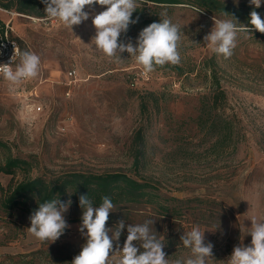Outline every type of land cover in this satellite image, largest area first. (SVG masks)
<instances>
[{
	"label": "rangeland",
	"instance_id": "obj_1",
	"mask_svg": "<svg viewBox=\"0 0 264 264\" xmlns=\"http://www.w3.org/2000/svg\"><path fill=\"white\" fill-rule=\"evenodd\" d=\"M223 1L251 4L250 0ZM148 6L149 14H156L159 21L163 18L160 13L166 12L167 18L181 26V62L156 66L144 75L140 74L142 66L128 53L121 54L125 60L117 61L90 44L95 35L92 17L105 6H85L89 19L72 30L58 20L47 19L45 7L40 15L0 11V18L11 19L22 49L40 55L42 71L14 90L1 79L0 141L13 155L28 159L31 176L114 170L133 174L130 144L141 127L145 157L140 173L157 183V193L173 198L168 203L180 210L178 215L162 218L171 244L163 249L166 258H187L190 251L180 237L199 225L202 231L207 229L205 243L214 245L208 264H226L241 239L245 246L251 244V235L241 233V224L250 228L253 216L264 220V40L252 32H242L233 55L224 59L203 40L213 27L214 15L187 4ZM260 7L264 11V0ZM137 37L120 40L126 43L131 39L135 45ZM212 55L217 61L213 70L226 92L220 111L233 121L240 137L235 151L225 155L208 151L211 140L194 123L200 97L211 92L209 71L203 62ZM175 66L184 73L179 76L173 72ZM70 68L76 70V81L67 88L65 75ZM67 89L69 95L65 94ZM151 92L154 95L147 94ZM142 97L148 102L145 113L139 108ZM33 103L41 105V110L32 111L29 104ZM21 177L17 172L14 180ZM9 179L0 173L3 185ZM194 196L206 202L182 201ZM64 217L70 227L54 243L41 242L27 229H17L0 219V264H54L49 257L40 261L31 253L55 245L72 247L73 257L74 247L80 253L86 243L79 231L82 222L70 220L75 217L72 206ZM122 219L156 221L146 211Z\"/></svg>",
	"mask_w": 264,
	"mask_h": 264
},
{
	"label": "clouds",
	"instance_id": "obj_2",
	"mask_svg": "<svg viewBox=\"0 0 264 264\" xmlns=\"http://www.w3.org/2000/svg\"><path fill=\"white\" fill-rule=\"evenodd\" d=\"M42 2L47 19L58 20L71 30L74 25L89 19L90 13L84 11L85 6H105L104 11L92 17L95 35L90 44L94 46V50L110 59L123 61L125 59L121 58V54L126 52L142 66L145 74L155 71L156 66L178 65L181 62V26L167 18L166 12L160 13L163 17L160 22H153L139 32L134 45L131 39L125 43L120 37L122 33L128 32L130 25L139 20V17L132 19L133 13L137 11V0ZM250 3L255 8L261 6V0H250ZM212 19L213 27L203 37L204 43L213 53L229 59L237 46L239 34L249 33L251 29L239 24L233 17L218 19L214 16ZM250 25L256 31L264 33V19L255 10L250 13ZM40 65V55L31 50L21 51L14 45L10 62L0 64V76L8 82L10 89L14 90L24 81L36 78ZM71 203V199L63 202L57 198L39 204L38 209L29 217L31 226L27 228L28 233L41 242L54 243L70 227L64 213L69 210ZM79 205L83 209L79 231L86 238V243L71 264H208V261L213 259L214 245L211 242L205 243L204 233L207 229L202 231L199 225L193 226L180 237L182 245L189 249L190 255L170 261L163 250L165 243L153 228L154 219H146L139 224H128L127 237L121 248L119 240L125 229V221L121 219L114 227H106L110 212L115 211L112 200L105 196L102 203L94 207L88 195H80ZM250 220L251 227L246 228L242 223L240 231L242 234L251 235V244L245 246L241 239V243L233 248L226 264H264V220H258L255 216Z\"/></svg>",
	"mask_w": 264,
	"mask_h": 264
},
{
	"label": "trees",
	"instance_id": "obj_3",
	"mask_svg": "<svg viewBox=\"0 0 264 264\" xmlns=\"http://www.w3.org/2000/svg\"><path fill=\"white\" fill-rule=\"evenodd\" d=\"M137 2L139 5L137 11L133 13L132 19L139 17V20L136 24L130 25L128 32L122 33L120 39H128L139 34L151 23L160 22L156 14L153 16L149 14L148 4L150 3L154 8L187 4L211 15L220 16L222 19L233 17L239 24L251 29L250 32L253 35H259L264 40V33L256 31L250 25V13L255 10L264 19V11L261 7L255 8L252 4L234 5L223 0H137ZM43 7L45 5L42 0H0L1 9L27 15H40ZM216 62L214 55L206 58L203 62L205 69L209 71L208 81L211 92L209 95L200 97L194 123L207 140H211L207 147L208 151L216 155H225L235 151L240 137L233 121L220 111L226 101V92L219 84L213 70ZM172 70L179 76L184 73V70L179 66L173 67ZM147 94L154 95L152 92ZM157 102V99L154 98L155 105ZM139 108L142 113L148 110V102L143 97L140 100ZM130 149L133 174L114 170L99 173L69 171L51 176H31V164L28 159L13 155L7 144L0 141V150L3 151L2 157L0 156V173L10 176L6 185L0 182V219L13 223L17 229L25 230L31 226L29 217L34 210L38 209L39 204L59 198L63 202L71 199L70 206L74 210L75 217L70 220L74 223L82 222L83 209L79 205L80 195H88L94 207H98L102 203V198L108 196L115 205V211L110 212L106 227L112 228L122 218L131 219L146 211L156 219L153 228L162 238L166 247H169L171 244L169 243L167 223L162 218L178 215L180 210L177 206H171L168 203L169 200H174L173 198H162L157 193V183L140 173L145 157V141L141 127L134 132ZM17 172H21L22 177L19 180H14ZM182 201L198 204L206 202L205 199L198 196L187 197ZM143 222L125 221V229L122 231L119 244L126 240L128 224ZM66 248L64 245L39 248L33 251L31 256H35L34 258L40 261L49 257L54 264H71L75 255L79 254V249L74 247L73 257L72 247Z\"/></svg>",
	"mask_w": 264,
	"mask_h": 264
},
{
	"label": "built area",
	"instance_id": "obj_4",
	"mask_svg": "<svg viewBox=\"0 0 264 264\" xmlns=\"http://www.w3.org/2000/svg\"><path fill=\"white\" fill-rule=\"evenodd\" d=\"M0 11L6 12L7 14H11V15L19 14L14 11H8V10H4L1 8H0ZM14 45L22 51V47L18 41V38L16 37V33L11 24V19L5 20V19L0 18V64L10 62V58L14 52ZM18 62H19V58L17 57L16 63ZM13 67H15V64H13ZM40 72H42L41 68H40L39 73ZM140 74L144 75L145 73L143 72V70H141ZM1 79H2V76H0V81ZM26 81H29V80H26ZM75 81H76V70L74 68H70L66 72V81L64 82V84L67 86V88H70L73 84H75ZM131 84L133 83L131 82ZM69 93H70V90L67 89L65 91V94L69 95ZM30 94H32V92H30ZM29 105H31L30 109L32 111L37 112L41 110V105L39 104L33 103Z\"/></svg>",
	"mask_w": 264,
	"mask_h": 264
},
{
	"label": "crops",
	"instance_id": "obj_5",
	"mask_svg": "<svg viewBox=\"0 0 264 264\" xmlns=\"http://www.w3.org/2000/svg\"><path fill=\"white\" fill-rule=\"evenodd\" d=\"M65 77H66V75H65ZM66 79V78H65Z\"/></svg>",
	"mask_w": 264,
	"mask_h": 264
}]
</instances>
